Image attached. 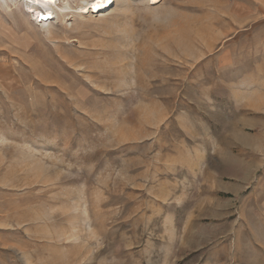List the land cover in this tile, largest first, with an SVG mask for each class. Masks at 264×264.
<instances>
[{
  "label": "rangeland",
  "instance_id": "rangeland-1",
  "mask_svg": "<svg viewBox=\"0 0 264 264\" xmlns=\"http://www.w3.org/2000/svg\"><path fill=\"white\" fill-rule=\"evenodd\" d=\"M85 1L0 0V264H264V0Z\"/></svg>",
  "mask_w": 264,
  "mask_h": 264
},
{
  "label": "bare ground",
  "instance_id": "bare-ground-1",
  "mask_svg": "<svg viewBox=\"0 0 264 264\" xmlns=\"http://www.w3.org/2000/svg\"><path fill=\"white\" fill-rule=\"evenodd\" d=\"M59 1V0H58ZM160 0H150V3L155 4ZM27 4L28 11L34 15L38 20L49 21L54 18V10L58 9L56 6L57 2L55 0H25ZM115 0H86L84 4L79 5L76 9L79 12H98L102 9L107 8L109 5L113 4ZM30 3V4H29ZM101 5V6H94ZM62 7V6H61ZM60 7V8H61ZM69 9V7H67ZM66 8V9H67Z\"/></svg>",
  "mask_w": 264,
  "mask_h": 264
},
{
  "label": "snow or ice",
  "instance_id": "snow-or-ice-1",
  "mask_svg": "<svg viewBox=\"0 0 264 264\" xmlns=\"http://www.w3.org/2000/svg\"><path fill=\"white\" fill-rule=\"evenodd\" d=\"M94 6L98 7V6H101V5H94Z\"/></svg>",
  "mask_w": 264,
  "mask_h": 264
},
{
  "label": "built area",
  "instance_id": "built-area-1",
  "mask_svg": "<svg viewBox=\"0 0 264 264\" xmlns=\"http://www.w3.org/2000/svg\"><path fill=\"white\" fill-rule=\"evenodd\" d=\"M41 21H45V20H41Z\"/></svg>",
  "mask_w": 264,
  "mask_h": 264
}]
</instances>
